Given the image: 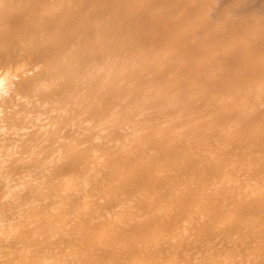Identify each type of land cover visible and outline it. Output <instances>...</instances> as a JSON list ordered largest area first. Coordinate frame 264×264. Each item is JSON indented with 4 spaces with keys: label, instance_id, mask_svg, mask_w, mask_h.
<instances>
[{
    "label": "bare ground",
    "instance_id": "obj_1",
    "mask_svg": "<svg viewBox=\"0 0 264 264\" xmlns=\"http://www.w3.org/2000/svg\"><path fill=\"white\" fill-rule=\"evenodd\" d=\"M0 264H264V0H0Z\"/></svg>",
    "mask_w": 264,
    "mask_h": 264
}]
</instances>
